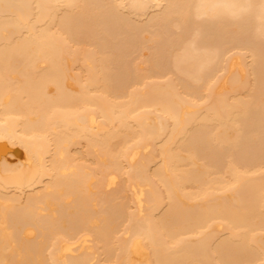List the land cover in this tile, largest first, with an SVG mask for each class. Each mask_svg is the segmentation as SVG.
<instances>
[{
	"label": "bare ground",
	"instance_id": "obj_1",
	"mask_svg": "<svg viewBox=\"0 0 264 264\" xmlns=\"http://www.w3.org/2000/svg\"><path fill=\"white\" fill-rule=\"evenodd\" d=\"M0 264H264V0H0Z\"/></svg>",
	"mask_w": 264,
	"mask_h": 264
}]
</instances>
